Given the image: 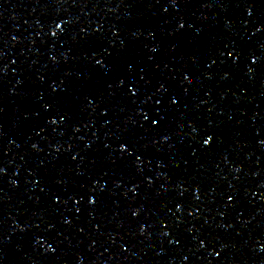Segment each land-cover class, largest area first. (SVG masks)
<instances>
[{
    "label": "water",
    "instance_id": "obj_1",
    "mask_svg": "<svg viewBox=\"0 0 264 264\" xmlns=\"http://www.w3.org/2000/svg\"><path fill=\"white\" fill-rule=\"evenodd\" d=\"M0 264H264V0H0Z\"/></svg>",
    "mask_w": 264,
    "mask_h": 264
}]
</instances>
